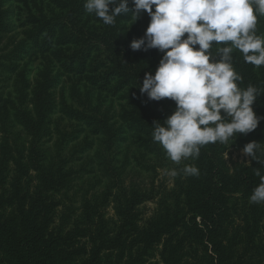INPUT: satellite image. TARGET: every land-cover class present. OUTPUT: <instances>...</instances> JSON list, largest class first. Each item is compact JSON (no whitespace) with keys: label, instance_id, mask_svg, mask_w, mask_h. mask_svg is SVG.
Returning <instances> with one entry per match:
<instances>
[{"label":"trees","instance_id":"trees-1","mask_svg":"<svg viewBox=\"0 0 264 264\" xmlns=\"http://www.w3.org/2000/svg\"><path fill=\"white\" fill-rule=\"evenodd\" d=\"M10 1L27 10L18 19L20 39L10 36L17 28ZM84 4L0 0V264H264V204L250 203L264 151L259 162L250 157L229 168L226 144L202 146L199 158L186 160L199 175L181 171L172 190L158 193L126 187L112 167L129 141L147 155L162 153L154 122L163 123L176 104L139 91L163 56L130 48L145 35L147 13L135 22L130 11L109 26ZM263 33L258 16L256 34ZM233 67L238 87L259 90L253 108L264 117V65L234 51ZM108 97L126 102L117 116L103 107ZM234 138L243 148L264 143V120ZM94 151L107 181L91 184L58 222L57 196L68 197L84 171L93 173L76 164ZM96 186L103 190L91 193ZM154 201L155 214L142 223L139 207ZM111 206L114 219L107 218Z\"/></svg>","mask_w":264,"mask_h":264},{"label":"clouds","instance_id":"clouds-1","mask_svg":"<svg viewBox=\"0 0 264 264\" xmlns=\"http://www.w3.org/2000/svg\"><path fill=\"white\" fill-rule=\"evenodd\" d=\"M84 7L109 26L130 11L135 22L143 12L150 17L144 37L134 39L130 48L163 53L155 74L145 73L139 91L152 101L170 99L176 104L163 123L154 122L152 133L171 161L197 159L202 146L226 144L255 131L264 120L253 108L259 90L238 87L242 77L233 67L234 51L242 53L246 63L264 65V36L256 34L264 0H85ZM260 151L264 143L253 141L242 154L259 162ZM182 171L199 175L192 165ZM168 174L179 173L172 169ZM256 175L260 183L250 203L264 204V175L259 169Z\"/></svg>","mask_w":264,"mask_h":264},{"label":"rangeland","instance_id":"rangeland-1","mask_svg":"<svg viewBox=\"0 0 264 264\" xmlns=\"http://www.w3.org/2000/svg\"><path fill=\"white\" fill-rule=\"evenodd\" d=\"M7 7H12L13 10V18L16 25V30L14 34L10 35L17 36V39H20L22 29L19 26L18 19L21 15L27 12L25 6L22 4H18L15 1H10L6 3ZM264 36V33L263 35ZM38 63L34 64L31 80L35 81L38 73ZM102 98H104L102 96ZM104 109L110 111L111 115L117 116L120 113L122 105H126V102L120 98H106L104 104ZM52 143L50 144V146ZM227 145V152L225 154V160L229 168H232L234 164H250V157L244 156L242 154L243 144L242 142L236 140L235 138H231ZM161 146V145H160ZM162 147V146H161ZM107 156V154H106ZM110 159V158H109ZM187 160V159H186ZM186 160H182L180 163H176L171 161L162 148V153L159 155H147L145 152L139 150L131 141L125 144L121 148V153L117 156L116 160L113 161L112 167L116 168L117 171H122V180L126 187L135 188L142 191H154V193L162 192L163 190H172L174 188L175 180L177 176H171L168 172L172 169H176L178 173L182 171V168L186 166ZM86 164V169L92 171V174H88L87 172H83L81 174L82 178L78 179L75 183L73 190H71L68 194V197L65 195L57 196V200L62 203L61 208L58 210L57 220L59 222L60 217L63 212H65V206L71 205L72 200L78 201L73 203L75 208L79 207V201L81 199V195L89 189L91 184L99 181H103L105 183L108 179L104 173H106L105 166H100L99 160L95 155V151L91 152L89 156H85L82 161L76 164V167H80L82 164ZM98 185V184H97ZM91 193L97 191L100 193L103 188L101 186H96L94 188H90ZM72 198L71 200H69ZM157 210V202H148L139 207V211L141 213V221L144 223L153 215ZM115 214L113 210V206L109 207L107 210V218L114 219ZM155 261L160 262L158 256L155 257Z\"/></svg>","mask_w":264,"mask_h":264}]
</instances>
